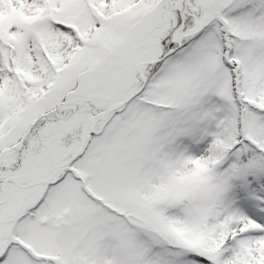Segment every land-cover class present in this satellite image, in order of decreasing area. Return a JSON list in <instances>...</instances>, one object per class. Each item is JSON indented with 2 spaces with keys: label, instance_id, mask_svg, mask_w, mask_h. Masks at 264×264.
Segmentation results:
<instances>
[{
  "label": "snow or ice",
  "instance_id": "6c2138e0",
  "mask_svg": "<svg viewBox=\"0 0 264 264\" xmlns=\"http://www.w3.org/2000/svg\"><path fill=\"white\" fill-rule=\"evenodd\" d=\"M0 264H264V0H0Z\"/></svg>",
  "mask_w": 264,
  "mask_h": 264
}]
</instances>
